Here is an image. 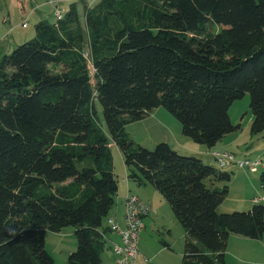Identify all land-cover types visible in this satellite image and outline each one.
Segmentation results:
<instances>
[{
  "label": "trees",
  "instance_id": "1",
  "mask_svg": "<svg viewBox=\"0 0 264 264\" xmlns=\"http://www.w3.org/2000/svg\"><path fill=\"white\" fill-rule=\"evenodd\" d=\"M34 28L0 60V264H55L45 234L67 226L77 245L66 264L101 263L112 143L128 181L154 188L181 225V264H225L230 235L263 236L264 172L262 199L219 213L229 172L165 142L145 149L125 128L163 107L212 148L238 128L228 110L249 93L250 132H262L264 0H95L83 20L70 2Z\"/></svg>",
  "mask_w": 264,
  "mask_h": 264
},
{
  "label": "rangeland",
  "instance_id": "2",
  "mask_svg": "<svg viewBox=\"0 0 264 264\" xmlns=\"http://www.w3.org/2000/svg\"><path fill=\"white\" fill-rule=\"evenodd\" d=\"M55 2V3H52ZM95 0H0V60L3 55L34 37L35 25L39 21L55 22L53 11L55 6L67 10L70 2H75L81 20H83L84 6ZM23 23L25 25L23 26ZM213 26L212 30H218ZM97 117L105 130L102 116V106L99 101H94ZM230 121L238 128L225 134L216 146L208 148L205 145L194 143L189 137L182 134L181 126L177 119L163 107L153 109L145 118L130 123L126 131L135 144L145 149L152 150L160 142L170 143L177 147L181 155L192 156L200 159V155L186 146L196 147L198 150L208 152L219 149L233 153L237 159L262 160V166L255 171L240 169L236 166L223 168L230 173V181L226 183L228 193L223 202L218 206L219 213L234 211H248L254 201L260 200L263 189L260 175L264 172V130L260 133H251L250 125L252 113L250 109V95L245 93L241 98L234 100L228 110ZM233 141H235L233 143ZM221 142V143H220ZM189 144V145H186ZM184 148V149H183ZM225 149V150H224ZM113 157V172L118 180L116 198L126 196L128 193L136 195L139 188L136 183L126 178V168L122 153L115 145H111ZM211 158H213L211 156ZM213 167L218 164L213 160ZM148 188L141 186L143 198L148 199L149 214L146 217L145 228L138 240V255L135 264H181L184 250L185 234L181 225L176 220L169 204L150 185ZM130 189V190H129ZM146 199V200H147ZM75 228L67 226L59 232L47 231L45 234V249L53 257L55 264H66L68 255L75 250L77 242ZM106 240L101 252L100 264H117L113 253V243L117 241ZM119 242V241H118ZM225 264H264V233L260 239H250L240 235H230L225 251Z\"/></svg>",
  "mask_w": 264,
  "mask_h": 264
},
{
  "label": "built area",
  "instance_id": "3",
  "mask_svg": "<svg viewBox=\"0 0 264 264\" xmlns=\"http://www.w3.org/2000/svg\"><path fill=\"white\" fill-rule=\"evenodd\" d=\"M52 3L55 2L52 1ZM64 12V9L55 6L53 11L55 21L61 19ZM24 25L25 23H23ZM83 56L87 58V52H84ZM211 156L222 169L236 166L240 169L255 171L256 168L263 165L262 160L257 157L254 159H237L233 153L227 151L214 149L211 151ZM148 212L149 208L145 202L137 195L128 193L124 198L123 225L121 226L115 218L109 217L107 219L108 227L119 237V242L113 243L112 246L117 264H135V258L138 255V240L144 227L143 218Z\"/></svg>",
  "mask_w": 264,
  "mask_h": 264
},
{
  "label": "crops",
  "instance_id": "4",
  "mask_svg": "<svg viewBox=\"0 0 264 264\" xmlns=\"http://www.w3.org/2000/svg\"><path fill=\"white\" fill-rule=\"evenodd\" d=\"M58 1H60V0H58ZM152 111V110H151ZM150 111V112H151ZM128 126V125H127ZM223 138V137H222ZM222 138L219 140V141H221L222 140ZM218 141V142H219ZM216 143L215 144V146L217 145V144H219V143ZM235 141H233V143H234ZM221 143V142H220ZM113 144V143H112ZM111 144V145H112ZM186 145H189V144H186ZM170 146H171V148H173L174 150H176L177 152H178V149L177 148H182V147H177V146H174V145H172L171 143H170ZM188 149H186L185 148V150H194L193 152H197L199 155H200V159L205 163V164H209V165H212V166H214L213 164H212V162H213V158H211V155H209L208 154V152H203L202 150H198L196 147H191V146H186ZM220 148H223V146H219V149H217V150H223V149H220ZM184 149V148H183ZM225 150V149H224ZM225 151H227V150H225ZM219 186L221 185V184H218ZM144 187H145V189L146 188H148V186L147 185H143ZM151 187V186H150ZM141 186L139 187V188H137L136 189V195L143 201V202H145L147 205L149 204L148 203V199L147 198H143V195H142V192H141ZM154 189V188H153ZM130 190V189H129ZM124 198H125V196H121L119 199H118V197L117 198H115V205L113 206V208L110 210V212H109V214H108V217H112V218H115L116 219V221L122 226L123 225V215H124ZM147 199V200H146ZM150 205V204H149ZM148 205V208L150 207ZM148 214H149V212H148ZM148 214L143 218V221L145 222V220H146V217L148 216ZM145 228V225H144V227H143V229ZM142 233H143V230L141 231V233H140V237H141V235H142ZM106 240H112L111 242H113V241H119V237L114 233V232H108L107 234H106ZM108 241V242H109ZM117 241V242H118Z\"/></svg>",
  "mask_w": 264,
  "mask_h": 264
}]
</instances>
